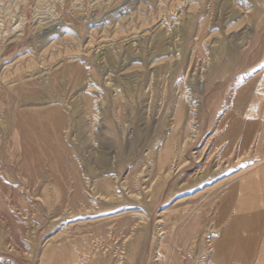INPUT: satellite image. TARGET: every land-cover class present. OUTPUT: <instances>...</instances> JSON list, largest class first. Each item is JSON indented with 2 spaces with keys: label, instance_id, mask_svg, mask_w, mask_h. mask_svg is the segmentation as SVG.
Returning a JSON list of instances; mask_svg holds the SVG:
<instances>
[{
  "label": "rangeland",
  "instance_id": "rangeland-1",
  "mask_svg": "<svg viewBox=\"0 0 264 264\" xmlns=\"http://www.w3.org/2000/svg\"><path fill=\"white\" fill-rule=\"evenodd\" d=\"M258 88L264 0H0V264H218Z\"/></svg>",
  "mask_w": 264,
  "mask_h": 264
},
{
  "label": "crops",
  "instance_id": "crops-1",
  "mask_svg": "<svg viewBox=\"0 0 264 264\" xmlns=\"http://www.w3.org/2000/svg\"><path fill=\"white\" fill-rule=\"evenodd\" d=\"M252 95L251 134L236 135L235 177L219 193L213 218L221 224L213 244L218 264H264V88Z\"/></svg>",
  "mask_w": 264,
  "mask_h": 264
},
{
  "label": "bare ground",
  "instance_id": "bare-ground-1",
  "mask_svg": "<svg viewBox=\"0 0 264 264\" xmlns=\"http://www.w3.org/2000/svg\"><path fill=\"white\" fill-rule=\"evenodd\" d=\"M158 41H159V44L162 43L161 39H159ZM161 45H162V44H161ZM160 47H161V46H160ZM65 77H66V76H65ZM35 100H36V99H35ZM40 112H42V111H40ZM43 113H44V112H43ZM45 114H46V113H45ZM16 121H17V120H16ZM58 121H59V120H58ZM4 123H5V122H4ZM5 124H6V123H5ZM5 124H4V125H5ZM61 133H62V132H61ZM47 139H48V138H47ZM24 144H25V143H24ZM20 146H21V145H20ZM27 149H28V148H27ZM34 151H35V150H34ZM21 157H22V155H21ZM23 157H24V156H23ZM26 157H27V156H26ZM99 161L102 163V157L99 158ZM102 195H103V194H102ZM105 195H106V194H105ZM68 249H69V248H68ZM71 253H72V252H71ZM76 255H77V254H76ZM76 255H75V256H76ZM77 256H78V255H77ZM74 258H75V257H74ZM76 260H77V259H76ZM79 260H80V259H79ZM69 263H70V262H69ZM77 263H79L78 260H77ZM79 264H80V263H79ZM99 264H100V263H99Z\"/></svg>",
  "mask_w": 264,
  "mask_h": 264
}]
</instances>
